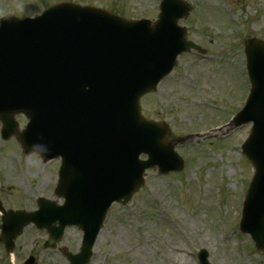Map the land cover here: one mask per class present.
<instances>
[{
    "label": "water",
    "instance_id": "1",
    "mask_svg": "<svg viewBox=\"0 0 264 264\" xmlns=\"http://www.w3.org/2000/svg\"><path fill=\"white\" fill-rule=\"evenodd\" d=\"M191 8L182 0H162L156 23L128 21L73 4L55 6L35 19L0 20V120L2 137L16 136L24 152L44 161L61 157L56 195L63 206L41 199L39 211L9 212L1 242L7 252L30 223L46 229L54 249L67 226L84 232L81 252L64 256L88 264L107 211L126 204L143 185L146 169L161 174L183 169L167 141L165 124L147 121L140 99L154 91L191 43L177 26ZM196 47V46H194ZM197 48V47H196ZM250 65L260 74L234 125L254 121L244 153L256 174L244 202L241 231L264 250V45L246 44ZM262 88V90L259 89ZM30 122L18 131L15 115ZM145 153L147 161H140ZM58 223V225H57ZM206 253L201 254L207 264ZM26 264H34L31 258Z\"/></svg>",
    "mask_w": 264,
    "mask_h": 264
},
{
    "label": "rangeland",
    "instance_id": "2",
    "mask_svg": "<svg viewBox=\"0 0 264 264\" xmlns=\"http://www.w3.org/2000/svg\"><path fill=\"white\" fill-rule=\"evenodd\" d=\"M75 2L113 11L128 19H155L160 0H0V15L34 17L48 7ZM194 11L181 24L189 38L208 50L183 55L155 94L141 101L143 113L163 119L174 136L209 131L228 123L243 104L246 87L244 39L264 40V0H186ZM247 85V83H246ZM20 128L27 119L17 116ZM1 129V124H0ZM251 125L193 138L177 150L186 161L179 174L148 171L146 184L127 205L107 215L90 264H199L200 249L209 264H264L249 236L239 232L242 201L254 174L241 150ZM60 161L41 163L23 155L17 141L0 137V197L6 209L35 210L37 200L56 201ZM45 232L29 226L9 258L0 245V264H69L57 250L44 249ZM82 233L68 228L59 246L79 251Z\"/></svg>",
    "mask_w": 264,
    "mask_h": 264
}]
</instances>
